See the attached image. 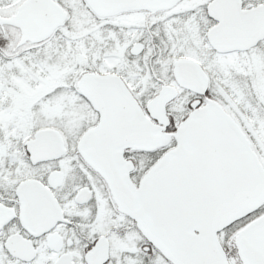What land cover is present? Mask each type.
<instances>
[{"label":"snow or ice","instance_id":"obj_1","mask_svg":"<svg viewBox=\"0 0 264 264\" xmlns=\"http://www.w3.org/2000/svg\"><path fill=\"white\" fill-rule=\"evenodd\" d=\"M0 264H264V0H0Z\"/></svg>","mask_w":264,"mask_h":264}]
</instances>
